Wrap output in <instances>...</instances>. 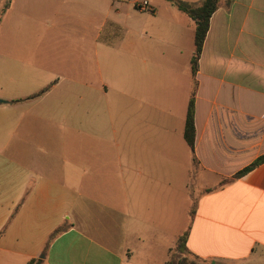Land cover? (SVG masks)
I'll use <instances>...</instances> for the list:
<instances>
[{"label":"crops","instance_id":"crops-1","mask_svg":"<svg viewBox=\"0 0 264 264\" xmlns=\"http://www.w3.org/2000/svg\"><path fill=\"white\" fill-rule=\"evenodd\" d=\"M194 53L168 0H0V264H167L188 202V254L264 264V162L230 181L264 156V0Z\"/></svg>","mask_w":264,"mask_h":264},{"label":"trees","instance_id":"trees-1","mask_svg":"<svg viewBox=\"0 0 264 264\" xmlns=\"http://www.w3.org/2000/svg\"><path fill=\"white\" fill-rule=\"evenodd\" d=\"M168 1L174 7H176L177 9L188 15L195 22V53L191 61L192 74L193 76H195L198 69V61L202 52V47L209 30L210 20L212 15L219 8L220 0H204L199 5H192L181 0H168ZM194 98H195V93L194 95H192L189 102L185 131H184L185 140L192 151L194 150V143L196 136L195 125H194V114H195ZM263 162H264V156L260 157L249 167L245 168L244 170L236 174L230 181L241 178L242 176L249 173ZM185 243H186V237H181L178 240V249L181 252L186 251ZM167 264H171V263H167ZM178 264H193V263H188L187 257L184 256L180 259Z\"/></svg>","mask_w":264,"mask_h":264},{"label":"rangeland","instance_id":"rangeland-1","mask_svg":"<svg viewBox=\"0 0 264 264\" xmlns=\"http://www.w3.org/2000/svg\"><path fill=\"white\" fill-rule=\"evenodd\" d=\"M197 196V195H196ZM194 206V202H188V216L186 217V221H184L183 225H180V238L181 237H186L188 234V229H189V224H190V220H191V211L190 207ZM179 238V239H180ZM178 239V240H179ZM174 252H172L171 254H168L167 256V263H171V264H178L180 259L184 256L187 257L188 259V263H193V264H206L205 261L198 259L190 254H188L186 251H180L178 249V243H176L175 247H173ZM163 253V251H162Z\"/></svg>","mask_w":264,"mask_h":264},{"label":"built area","instance_id":"built-area-1","mask_svg":"<svg viewBox=\"0 0 264 264\" xmlns=\"http://www.w3.org/2000/svg\"><path fill=\"white\" fill-rule=\"evenodd\" d=\"M139 8H140L141 10H149V9H150L147 1H143V2L140 4Z\"/></svg>","mask_w":264,"mask_h":264},{"label":"water","instance_id":"water-1","mask_svg":"<svg viewBox=\"0 0 264 264\" xmlns=\"http://www.w3.org/2000/svg\"><path fill=\"white\" fill-rule=\"evenodd\" d=\"M5 101L0 100V103H4Z\"/></svg>","mask_w":264,"mask_h":264}]
</instances>
